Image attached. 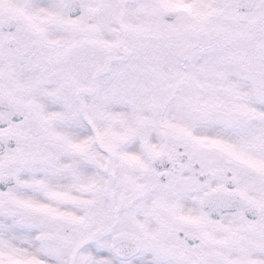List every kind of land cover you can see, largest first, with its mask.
Segmentation results:
<instances>
[{
	"label": "snow or ice",
	"instance_id": "obj_1",
	"mask_svg": "<svg viewBox=\"0 0 264 264\" xmlns=\"http://www.w3.org/2000/svg\"><path fill=\"white\" fill-rule=\"evenodd\" d=\"M0 264H264V0H0Z\"/></svg>",
	"mask_w": 264,
	"mask_h": 264
}]
</instances>
